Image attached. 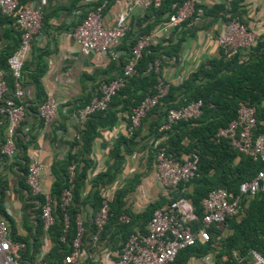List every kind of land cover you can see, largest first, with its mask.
I'll return each mask as SVG.
<instances>
[{
    "label": "trees",
    "instance_id": "1",
    "mask_svg": "<svg viewBox=\"0 0 264 264\" xmlns=\"http://www.w3.org/2000/svg\"><path fill=\"white\" fill-rule=\"evenodd\" d=\"M183 1L163 0L159 7L148 8V16L154 17V19L142 29L141 34H148L157 22L162 19L167 20L169 14L174 10L172 4H181ZM20 2L28 3L26 0H20ZM166 12L168 14L163 18L162 15ZM245 14L244 0H225L209 7L195 4L193 16H198L199 19L195 22L187 19L179 27L174 28L172 32L176 35H174L175 40L172 43L169 38L167 43L166 40H161L145 48L135 64V73L112 97L108 107L86 117L79 138L73 142V145H80V149L73 153L68 152L62 160L51 166L54 180L50 186V194L54 221L47 230L52 241V247L46 256L47 263L61 264L64 256L71 251L72 240L76 232L77 214L82 218L84 228L82 247L86 252L81 264H94L89 252H93L97 246H101L103 243L108 249H118V245L120 243L122 245L130 233L136 230L146 232V225L155 209L169 204L172 200L185 198L192 205L196 216V220L191 225L193 228H197L202 216L201 200L211 189L223 187L233 194H237L239 184L256 175L262 167V162L238 153L226 139H217L215 134L236 116L239 102L249 103L256 108L257 128L255 132L264 134V33L260 34L250 48L244 52L230 53L219 47L216 56L201 63L184 81L178 85H169L167 93L157 105L146 113L140 126L133 134H127L128 138L120 139L126 146L128 144L127 149H131L137 132L145 120L151 118L150 126L154 141L147 151V163L155 160L156 152L160 147L177 159L196 154L198 170L194 176L169 190L167 196H160L157 200L150 202L141 213H134L124 207V196L134 190L140 182V177L144 174V172L135 173L124 186L115 191L109 201L110 215L103 228L98 232L96 240H93V236L97 232L93 217L101 203L100 189L103 185L113 181L118 167L98 173L94 178L90 197L83 199L80 196V188L86 177L87 168L90 166V162L85 159L84 154L90 149V143L96 134L97 127L113 123L120 110L127 111L128 116L140 100L155 92L159 74L154 71V60L158 59L162 68L170 58L177 57L181 42L187 35L193 34L196 29H205L212 26L217 20L227 21L231 18H237L246 25L243 18ZM135 40L130 42L129 55L122 65L131 59V49ZM16 47L0 51V68L7 81L8 95L12 94L13 77L8 70L6 58ZM36 68L37 70L30 75L38 88L39 104L47 97L40 88L38 78L44 71V64L39 61ZM197 99H201L203 103L198 116L179 120L168 129L159 130L160 125L166 119L168 108ZM126 121H128L127 117ZM5 126L6 122L0 125V149L5 140ZM118 152L119 149L116 147L114 154L118 155ZM26 163L24 178L28 167ZM70 166H73L72 176L70 175ZM22 185L37 202L35 209L37 225L32 242L21 240L12 235L14 239L26 244L22 258L23 263L27 264L25 257L28 256V244L31 243L33 252L37 251V238L43 230L41 218L43 197L39 194H32L26 183H22ZM65 188L71 191V200L69 205L63 209L61 194ZM86 204L92 207L91 222H85L81 215V209ZM240 205L235 214L226 217L219 225L212 224L209 227L207 241L197 240L193 245L181 249L172 264H187L191 257H203L208 254L214 255V264H250L252 262L251 250L264 255V191H258L251 198L243 197ZM64 213L68 216L67 227L64 223ZM122 213L129 216V222L119 221V216ZM224 229L227 233L222 235Z\"/></svg>",
    "mask_w": 264,
    "mask_h": 264
},
{
    "label": "crops",
    "instance_id": "2",
    "mask_svg": "<svg viewBox=\"0 0 264 264\" xmlns=\"http://www.w3.org/2000/svg\"><path fill=\"white\" fill-rule=\"evenodd\" d=\"M100 1L46 0L40 28L33 35L31 50L24 61L23 101L26 112L16 130L13 154L6 156L0 152V218L8 222L14 237L24 241L32 242L37 225L36 199L22 185L26 183L23 177L25 163L29 165L35 159L44 162L46 170L41 174V182L50 189L54 180L51 166L62 160L68 152L73 153L81 147L73 145L79 138L84 123L79 120L77 110L98 94L99 84L103 80H110L120 72L122 62L129 55L130 42L142 35V29L154 19L148 16L147 9L141 7H134L127 15L124 0H109L103 10V24L112 27L125 19L129 30L115 48V57L99 52L86 53L81 50L71 32ZM193 1L209 7L225 0ZM26 2L39 4V0ZM244 6L246 14L243 18L248 28L258 34L264 33V0H244ZM167 14L168 12L164 13L162 17L165 18ZM165 21L162 19L150 29L148 34H154L152 44L161 40H166L167 43L170 39L172 43L175 40L173 29L167 32L162 30ZM221 24L222 21L217 20L212 26L196 29L193 34L185 37L177 51V57L170 58L162 67V78L168 84H180L201 63L217 55L219 46L215 36L220 31ZM19 40L20 35L12 18L1 16L0 51L14 49ZM39 61L44 64V71L38 77L40 88L46 96L54 98L58 106L56 118L50 124H45L36 111L38 88L30 74L37 70ZM126 117L127 111L120 110L113 123L97 127L90 149L84 154L90 166L80 188V196L83 199L90 197L92 184L98 173L118 167L113 181L100 189V195L111 200L115 191L124 186L135 173L144 172L139 184L124 196V207L131 212L141 213L150 202L160 196H167L169 190L154 179L155 160L147 163V151L154 141L151 118L145 120L131 149H127L128 144L126 146L120 140L127 137ZM116 147L119 149L118 155L114 154ZM81 215L85 222H91L92 207L86 204L81 209ZM37 242L38 248L34 252L31 243L28 244V256L25 257L27 264H49L46 256L52 247V241L44 228ZM103 244L89 252V256L94 264H115L118 250L108 249ZM198 259H203L200 264H214L211 254L201 258L191 257L187 264H199Z\"/></svg>",
    "mask_w": 264,
    "mask_h": 264
},
{
    "label": "built area",
    "instance_id": "3",
    "mask_svg": "<svg viewBox=\"0 0 264 264\" xmlns=\"http://www.w3.org/2000/svg\"><path fill=\"white\" fill-rule=\"evenodd\" d=\"M109 0H101L81 19L73 28L71 34L78 42L83 52H99L112 57L116 56L115 48L129 30L128 22L124 19L112 27L103 24V10ZM127 4V15L134 7L148 9L159 7L163 0H124ZM46 0H39L38 5L22 4L20 0H0V15L11 17L15 28L19 32V44L6 58L7 67L13 77L12 94L8 95V85L0 68V125L6 122L5 140L0 152L11 156L14 152V139L18 126L25 112L23 101V64L31 50L34 33L40 28L43 17V6ZM174 10L163 23L162 30L170 31L179 27L185 20L195 22L198 16H193L195 2L186 0L181 4H174ZM260 34L242 24L237 18L222 21L220 31L215 36L217 45L226 52H244L255 42ZM154 34L139 35L131 49V59L121 66L120 72L110 80H103L99 84L98 94L83 104L78 110L79 120L84 121L88 115L96 111L105 110L112 97L124 86L136 69L135 64L141 57L142 51L152 44ZM154 71L158 73L155 92L145 96L132 112L127 116L126 133L131 135L140 126L142 118L167 93L169 85L161 75L158 59L153 63ZM202 100H191L177 107L166 110V119L159 130L168 129L173 123L198 116L202 110ZM58 106L52 97H46L37 104L36 111L39 118L50 124L56 118ZM256 108L245 102H239L236 116L225 127L220 128L215 137L226 139L229 145L238 153L258 159L262 167L250 180L243 181L238 186V193L233 194L223 187L213 188L202 198V216L199 226L193 228L191 223L196 220L193 207L185 198L172 200L169 204L157 208L152 212L146 225V232L136 230L129 234L117 252L115 264H172L177 253L197 240L205 242L209 239V227L220 224L226 217L232 216L240 208L243 197L251 198L258 191H264V134L256 133ZM46 166L40 159L33 160L27 167L25 182L33 194L43 197L41 218L43 228L48 230L53 223L52 198L50 189L41 182V174ZM70 175L73 166L69 167ZM198 170V156L192 154L182 159L174 158L164 148H158L155 155L154 179L163 188L171 190L180 182L194 176ZM71 200V191L65 188L61 194V207L65 209ZM110 199L103 195L99 208L94 214L93 221L97 232L93 236L96 240L98 232L103 228L110 215ZM122 223L129 222V216L122 213L119 216ZM64 223L67 227L68 216L64 213ZM84 232L82 218L76 216V232L72 240L71 251L66 254L61 264H81L86 255L82 247ZM26 244L12 237L8 222L0 218V264H24L22 252ZM250 264H264V255L251 250Z\"/></svg>",
    "mask_w": 264,
    "mask_h": 264
},
{
    "label": "rangeland",
    "instance_id": "4",
    "mask_svg": "<svg viewBox=\"0 0 264 264\" xmlns=\"http://www.w3.org/2000/svg\"><path fill=\"white\" fill-rule=\"evenodd\" d=\"M226 233H227V231H226V229H224V231L222 232V235H223V234H226ZM120 247H121V243H120V245H118V247H117V248H118V249H117L118 251L120 250ZM211 255H212V258H214V257H213L214 255H213V254H211ZM198 258H201V257H198ZM202 260H203V259H201V260L198 259L199 264H200V261L203 262Z\"/></svg>",
    "mask_w": 264,
    "mask_h": 264
}]
</instances>
